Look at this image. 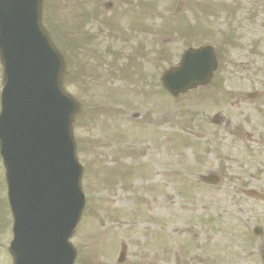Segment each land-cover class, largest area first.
<instances>
[{
  "label": "rangeland",
  "instance_id": "374dc122",
  "mask_svg": "<svg viewBox=\"0 0 264 264\" xmlns=\"http://www.w3.org/2000/svg\"><path fill=\"white\" fill-rule=\"evenodd\" d=\"M80 2L112 15L118 29L99 18L80 35L88 41L79 61L88 63L93 81L87 76L79 84L80 64L72 53L69 58L67 88L84 105L75 131L86 144L80 160L87 202L73 239L76 264H262L264 235L260 243L250 229L264 227V202L241 189L264 190V90L256 99L242 97L264 83V0ZM68 4L63 0L54 20L78 34L73 19L84 9L77 6L76 14ZM194 41L220 52L219 86L172 99L160 76ZM142 61L146 67L139 69ZM216 113L221 116L212 119ZM1 166L0 264H11ZM208 173L221 183L206 184ZM187 181L190 193L180 189Z\"/></svg>",
  "mask_w": 264,
  "mask_h": 264
},
{
  "label": "water",
  "instance_id": "95a60500",
  "mask_svg": "<svg viewBox=\"0 0 264 264\" xmlns=\"http://www.w3.org/2000/svg\"><path fill=\"white\" fill-rule=\"evenodd\" d=\"M41 4L42 0H0V145L15 199L11 252L15 264H73L75 252L68 239L82 202L76 203L70 229L52 226L50 192L56 172L76 163L71 124L80 105L63 89L65 64L41 25ZM199 57L200 51L189 52L177 69L165 73L164 83L174 94L205 73ZM57 180L60 183V176ZM55 197L63 201V191Z\"/></svg>",
  "mask_w": 264,
  "mask_h": 264
},
{
  "label": "bare ground",
  "instance_id": "6f19581e",
  "mask_svg": "<svg viewBox=\"0 0 264 264\" xmlns=\"http://www.w3.org/2000/svg\"><path fill=\"white\" fill-rule=\"evenodd\" d=\"M58 241H59V239H58Z\"/></svg>",
  "mask_w": 264,
  "mask_h": 264
}]
</instances>
